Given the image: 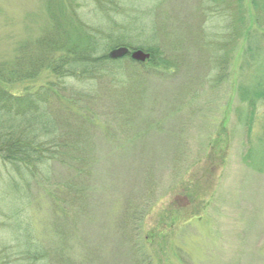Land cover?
Here are the masks:
<instances>
[{
  "label": "rangeland",
  "instance_id": "rangeland-1",
  "mask_svg": "<svg viewBox=\"0 0 264 264\" xmlns=\"http://www.w3.org/2000/svg\"><path fill=\"white\" fill-rule=\"evenodd\" d=\"M70 1L0 0V62L25 56L30 67L40 39L69 31L54 18L58 8L61 19H70ZM73 1L78 20L97 23L98 0ZM112 1L121 5L112 16L129 23L123 34L113 32L127 44L118 47L158 46L169 63L165 74L139 75L125 58L113 83L96 92L98 116L82 115L84 121V108L53 102L80 87L76 79L45 69L9 89L35 105L44 100L64 117L62 133L77 127L91 134L102 159L90 184L107 190L109 200L100 203L97 194L90 204L92 222L78 233L80 264H264V103H255L247 119L250 108L237 92L263 73L264 0ZM142 18L154 30L132 24ZM9 175L0 163V204L14 212L21 189ZM37 190L28 187L30 202ZM43 202L26 210L34 235L48 240L39 236L47 220L39 214ZM18 227L15 216L0 214V264H16Z\"/></svg>",
  "mask_w": 264,
  "mask_h": 264
},
{
  "label": "trees",
  "instance_id": "trees-1",
  "mask_svg": "<svg viewBox=\"0 0 264 264\" xmlns=\"http://www.w3.org/2000/svg\"><path fill=\"white\" fill-rule=\"evenodd\" d=\"M253 3L255 4L252 0L251 4ZM117 6L121 5L112 0H98L100 13L97 23H88L84 19H77L74 14L76 3L71 0L70 19H61L58 8L54 18L57 27L58 23L60 27L64 23L69 31L62 37L40 39L37 45L40 54L31 61L30 67H27L29 57L25 56L15 59L14 63L0 62V163L8 166L12 173L6 178L11 180L13 186L17 187L18 184L21 189L14 212L7 205L0 204V214L4 218L12 220L15 216L19 222L18 230L14 229L13 232V236L16 234L20 239L13 238L16 243L15 251L11 254V257L13 254L15 257L13 263L80 264L82 260L79 261L78 252L83 251L82 238L78 234L80 227L92 222L90 204L96 201V195L101 197L100 203L107 202L109 197L107 190H99V193L90 184L96 166L100 168L102 160L96 159L95 146L89 143L92 135L85 131L83 134L78 129L75 131L77 127L62 133L60 125L64 117L50 113V106L44 104V100L39 99L35 105V101L30 100L29 96L20 97L9 90L10 87L19 81L31 80L45 69L60 78L76 79L80 87H73L71 95L62 99L55 97L53 102L60 104L63 100L69 107L79 106V110L84 108L86 113L79 114L81 120L85 119L82 115L93 120L94 116H98L93 111L94 107L102 100L96 92L102 91L99 88L102 83H113L111 81L115 80L117 71L115 67L125 58L130 60H127L128 65L136 68L139 75L165 74V65L169 67L167 58L156 45L144 47L149 58L143 63L133 61L128 55L118 59L109 57L108 48L127 45L123 41L124 36L112 37L113 32H126L124 29L129 24L125 18L117 21L112 16V11ZM259 11L264 17V4ZM260 12L256 13L257 17ZM132 24L142 30H154L151 28L153 23L144 18L141 22L138 20L137 24ZM247 30L244 31L245 35L250 33ZM260 30L264 33V26ZM262 70L261 75L250 78L251 83L247 82L237 88L239 97L243 102L247 101L250 108V113H247L249 115L246 114L247 119L252 114L255 103H264V68ZM46 91L48 90L45 89ZM64 110L65 116L71 114L69 108ZM109 154L106 153L103 158H109ZM31 185H35L38 190L37 196H32L30 202L28 187ZM42 198L44 202L39 208V214L47 213V220L42 224L43 232L39 236L49 237L48 240L34 235L31 227L33 216L26 210L33 205L40 206ZM45 202L50 206V210L46 209L47 212L44 210ZM90 254L92 255L91 252L87 254V258ZM3 255L9 262L10 253Z\"/></svg>",
  "mask_w": 264,
  "mask_h": 264
},
{
  "label": "water",
  "instance_id": "water-1",
  "mask_svg": "<svg viewBox=\"0 0 264 264\" xmlns=\"http://www.w3.org/2000/svg\"><path fill=\"white\" fill-rule=\"evenodd\" d=\"M108 55L111 59H118L128 55L130 59L139 63H143L149 58V54L146 52H143L141 50L130 51L126 47H117L115 49H112Z\"/></svg>",
  "mask_w": 264,
  "mask_h": 264
}]
</instances>
